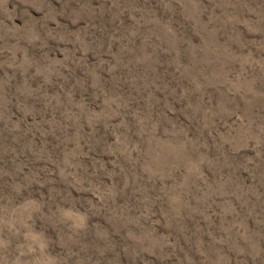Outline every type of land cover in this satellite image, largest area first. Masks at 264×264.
Instances as JSON below:
<instances>
[{
    "label": "rangeland",
    "instance_id": "obj_1",
    "mask_svg": "<svg viewBox=\"0 0 264 264\" xmlns=\"http://www.w3.org/2000/svg\"><path fill=\"white\" fill-rule=\"evenodd\" d=\"M0 264H264V0H0Z\"/></svg>",
    "mask_w": 264,
    "mask_h": 264
}]
</instances>
